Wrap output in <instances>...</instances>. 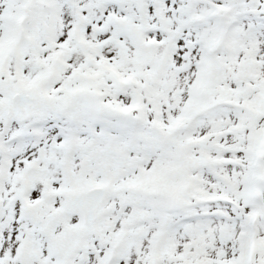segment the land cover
Here are the masks:
<instances>
[{"label": "snow or ice", "instance_id": "snow-or-ice-1", "mask_svg": "<svg viewBox=\"0 0 264 264\" xmlns=\"http://www.w3.org/2000/svg\"><path fill=\"white\" fill-rule=\"evenodd\" d=\"M0 264H264V0H0Z\"/></svg>", "mask_w": 264, "mask_h": 264}]
</instances>
